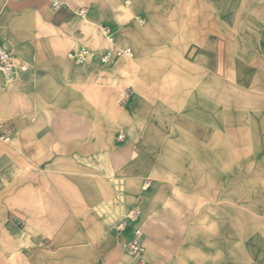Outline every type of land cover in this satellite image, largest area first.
I'll list each match as a JSON object with an SVG mask.
<instances>
[{
	"label": "crops",
	"instance_id": "obj_1",
	"mask_svg": "<svg viewBox=\"0 0 264 264\" xmlns=\"http://www.w3.org/2000/svg\"><path fill=\"white\" fill-rule=\"evenodd\" d=\"M169 1H174L173 4L176 3V0ZM245 1L247 0H240L241 3ZM249 1L257 8L256 12H253L256 21L251 25V28L253 31H262L261 33L264 35V0ZM133 2L137 4L139 0ZM2 3L0 0L2 9L0 13V43L12 54L14 52L15 58L20 56L25 59L29 70L26 73H18V77L16 76L19 78L17 84L10 89H4L5 80L0 74V117L6 121L1 124L0 138H8L6 136L13 135L15 144L12 150L16 181L47 182L33 185L30 183L25 185L24 189L22 186L20 188V197L23 196V192L29 191L31 193L33 188H36L38 192L46 191L43 209L37 210L38 213L42 212L43 214L40 215L39 221L45 220L46 229L53 228V222H58L59 228H70L71 218L78 213L81 221L77 227L83 230L89 226L87 216L92 213L95 222L93 227H98V231L106 237L105 243L112 246L113 239H111L110 228L125 213L126 205L121 203L117 206L116 198H114L117 196L115 191L106 182H103L104 180L98 179L97 183L94 184V199L89 204L90 207H93V211H85L84 207L87 205L85 180L87 158H96L101 161L112 160V162L117 160L119 150L115 138L119 128L124 130V134L120 138L122 141L125 140L122 148L131 154L134 149L161 148L160 143L163 144L164 134L172 133L175 143L181 146L188 144L189 147L204 153L201 156L198 152L195 161L190 162V165L196 167L185 168L182 166L179 169V174H177L179 176L177 180L192 182L191 184L195 182L193 193L196 196L205 197L211 202H214V197H216V204L206 206L202 210V214H204L202 217L191 216L193 210L189 208V213L187 208L179 207L182 213L184 211L189 213V234L186 229H182L180 232L174 229V235L167 237V227L170 228L171 222H173L174 228H176L181 217L167 214L161 205H158L156 209H154L155 207L150 209L155 203L152 200L155 201L156 197H160L161 191H157L154 198H151L150 194L144 195L139 209L143 213L142 229L146 249L145 260L148 264H153L152 262L165 264L164 249L169 243L172 246V252L174 254L179 253V260L186 259L180 253L183 250L182 246L189 245L188 254L190 257L187 259L193 264H246V261L250 262L248 264H264V215L262 206L258 205L261 204L263 194L262 184L256 183L261 181L260 174L257 172L253 178L255 181L253 184V205L228 203L231 193L230 182L237 180L235 185L239 188L240 182L246 180L242 174H239L238 177L229 172V164L236 163L239 159L237 157L231 160L228 156L229 150L264 148L263 60L244 62L240 66L244 72L246 70L250 72V69H254L253 83L255 87L249 88V90L254 91V94L244 92L241 94L243 95L242 98H237V100L244 102L253 101L252 104L246 103L244 105L245 109L248 106H252L253 109L249 113L244 112L245 115H238L240 117L238 124L214 125V116L217 113L214 110L211 97H206L207 94L204 96V93H191L189 100L192 103L187 111L190 119H182L181 116L178 118L177 113L182 109L176 108L174 110L175 122L171 127L167 122V117L172 115L171 110H166L164 107L167 94H159V100L163 103H159L157 108H144L143 106L134 108L132 105L131 108L119 111L114 107L116 97L114 88L102 92L101 87L102 85L116 86L118 84L116 76H94L95 68L92 65L75 66L65 59V53L72 40L76 41L77 39L86 42V36L80 29L75 34L69 35L68 30L71 26L66 29L59 28L53 30L52 39L37 40L35 38L37 32L33 31L31 26H25L24 22H19L21 16L14 10L16 4L4 5ZM68 3L71 5L88 3L92 6H98L100 9L101 4H108L112 6L109 7L108 18L104 16L102 10L98 12L96 8L93 18L96 21L105 18L112 27L117 26V10L113 6L117 3L121 5V0H110L109 2H103V0H68ZM38 5L41 9L47 10L45 5L41 3ZM230 14H237L235 8L230 10ZM66 22L68 21H64L63 24ZM69 25H74V23ZM130 31L133 32V28H126L124 35ZM106 41L108 42L107 39ZM125 41L135 47L137 54L146 53L153 46L136 39L128 40L125 38ZM110 45L107 46L104 54L108 51L117 50L115 45ZM82 47L80 45L77 49ZM260 47L264 54V44L262 47V43H260ZM120 59L122 58L115 59L109 64L102 63L101 59L98 61L103 66H114ZM244 80L243 82L246 83L245 77ZM207 83H209L208 80L206 85ZM222 83L224 84V82ZM239 108L236 109L237 112L243 111L241 105ZM219 111L222 115V108ZM231 132L237 134L234 142H231ZM153 133L163 135L155 137ZM232 137L235 136L232 135ZM112 140H114L113 143ZM152 142L155 144H151ZM163 147L166 146L163 145ZM7 148L0 144V164L5 162ZM214 149L222 151V157L217 162L213 156ZM255 159H257V162H254L255 165L263 163L262 157ZM97 162L99 163V161ZM216 163L222 165L221 172H214ZM27 164L47 166L51 172H39L35 175L31 174L29 177L21 174L18 178V167L22 169ZM70 168H76L77 173H64ZM137 168L138 166L136 168L133 166L129 170L132 172ZM186 188L183 185L179 190L182 196L189 195L185 192ZM138 191L139 186L136 183L128 188L129 202L135 200ZM17 192L15 189L16 194ZM236 195L237 197L244 196V192L241 194L238 190ZM58 197H62V201ZM54 198L58 199L55 200ZM66 203L70 208L77 209V211L71 210L69 207L68 209L65 208ZM80 208L81 210H79ZM195 212L198 213L199 211L195 210ZM46 213H59L60 215L47 216ZM32 218L38 220L39 215ZM186 227L188 228V226ZM31 229L30 225L22 229L15 237V241L17 243L27 242ZM129 232L122 236L116 232V238L124 244L129 237ZM63 242L65 241L61 243ZM200 244L207 247L213 246L212 251L207 252L206 256L202 255L204 253L199 252L198 248L194 247ZM4 247L5 239L0 237V264H7ZM124 254L126 255L125 252ZM128 259L131 264H134L133 259L130 257ZM36 260H31L30 264H34L33 261ZM12 264H22V256H15Z\"/></svg>",
	"mask_w": 264,
	"mask_h": 264
},
{
	"label": "rangeland",
	"instance_id": "obj_2",
	"mask_svg": "<svg viewBox=\"0 0 264 264\" xmlns=\"http://www.w3.org/2000/svg\"><path fill=\"white\" fill-rule=\"evenodd\" d=\"M109 1L103 0V2ZM133 1L121 0V5L117 3L113 6L117 10V26L115 27H112L105 18L101 21H96L93 18L95 8L98 12L102 10L104 16L108 18L109 7H112L108 4H101L100 9L98 6L88 3L71 5L68 0H63L65 5L57 13L52 10L47 0H2V4H16L14 10L21 16L19 22H24L25 26H31L33 31L37 32L35 37L37 40L52 39L53 30L59 28L66 29L71 26L68 30L69 35L75 34L80 29L86 36V42L77 39L76 41L70 40L65 59L75 66L92 65L95 68L94 76H116L118 81L116 86L102 85L101 87L102 92L114 88L116 93L114 107L119 111L131 108L132 105L134 108L142 106L157 108L159 103H163L159 100V94L165 93L168 97L164 107L166 110H171L172 114L167 117V122L172 127L175 122L174 110L181 108L182 110L177 113L178 118L181 116L182 119H190L189 112H187L192 103L189 100L190 94L204 93V96L207 94L206 97H211L214 110L217 113L214 116V125L238 124V119H240L238 115H245L244 112L249 113L253 109L252 106L245 109L244 105L252 104L253 101L244 102L237 98H242L241 94L244 92L254 94V91L249 88L255 87L253 83L254 69L244 72L240 66L244 62L259 60L264 62V54L260 47V43L263 47L264 35L261 33L262 31H253L251 28V25L256 21L253 12H256L257 8L249 0L242 3L240 0H176L175 4H173L174 1L170 2L169 0L168 2H166L167 0H139L137 4H134ZM39 3L45 5L47 10L38 7ZM82 7L87 10L85 20H81L77 15ZM234 8L237 14L231 15L230 10ZM1 10L0 7V13ZM64 21L68 22L63 24ZM73 23L74 25H69ZM102 25L112 33L113 42L111 44L115 45L117 50L125 47L131 48L133 55L120 59L114 66L101 65L98 61L101 59V54H104L107 46H111L103 35ZM126 28H133V32L130 31L124 35ZM125 38L147 42L153 46L146 53L137 54L135 47L127 43ZM80 45L91 52V57L84 64L75 62L69 56L70 52ZM8 48L10 49V47ZM15 60L17 65L28 64L20 56H17ZM31 68L33 69L32 65ZM17 77L11 84L4 83V89L15 86L19 79ZM244 77L246 83L243 82L245 81ZM207 80L209 83L206 85ZM192 81L193 83H191ZM202 82L204 84H201ZM139 98L140 100H138ZM240 105L243 111L237 112L236 109ZM221 108L222 115L219 111ZM5 122L0 117V125ZM123 131L119 128L115 138L119 150L117 160L112 162V160L101 161L96 158H87L85 164L87 184L85 211H93V207H90L89 204L94 199V184L98 179L104 180L103 182H106L115 191L117 196L114 198H116L117 206L121 203L126 205L125 213L110 228L111 239H113L112 246L105 243L106 237L98 231V227H93L95 222L92 213L87 216L89 226L83 230L77 227L81 221L78 213L71 218L70 228H59L58 222H53V228L46 229L45 220L39 221L40 215H43L42 212H37V210L43 209L46 191L38 192L36 188H33L31 193L23 192V196L20 197V188L22 186L24 189L25 185L30 183L33 185L47 182L16 181L12 150L15 144L13 135L6 136L8 141L0 138V144L9 148L5 152V162L0 164L2 180L0 184V237L5 239L4 249L7 264H12L15 256H22V264H30V261L34 259H37L33 261L34 264H131L129 257L124 254L122 242L116 238L115 227L132 209H139L144 195L150 194L151 198H154L157 191H161L162 195H158L160 197H156L155 201L152 200L155 203L152 207L150 206V209L153 207L156 209L158 205H161L167 214L181 217L176 228H174L173 222H171L170 228L167 227V237L174 235V229L179 232L186 229L189 234V208L193 210L191 216L202 217L204 216L202 210L206 206L216 204V197H214V202H211L205 197H199L193 193L195 182L191 184L192 182L177 180L179 177L177 174L182 166L185 168L196 167L190 165V162L195 161L198 152L203 156L204 153H200L201 150L191 148L188 144L181 146L173 141L172 133H165L162 138L163 144L160 143L161 148L134 149L131 154L122 148L123 141H125L120 139L124 134ZM158 135L163 134L153 133L155 137ZM232 135L235 137L233 138ZM230 136L231 142L236 141V133L231 132ZM163 145L166 147L164 148ZM221 155L220 149H214L213 156L216 162L221 159ZM228 156L231 160L239 157L236 163L229 164V172L238 177L239 174H242L246 178L245 181L240 182L239 188L235 185L237 180L230 182L231 193L228 203L253 205V184L255 183L253 178L254 174L257 175L258 172L261 181L256 183L262 184L263 196L261 204H257L262 206L264 215V148L230 149ZM259 157L263 158V163L255 165L254 162H257L255 158ZM133 166L135 168L138 166V168L131 172L129 169ZM141 167L144 169L142 170ZM221 171L222 165L216 163L214 172ZM39 172H51V170L47 166L41 167L36 164H27L22 169L19 167L17 169L18 178L21 174L29 177L31 174L35 175ZM67 172L76 174L77 169L70 168L64 171V173ZM134 183L138 184L139 191L135 200L129 202L130 195L127 191ZM183 185L187 187L185 192L190 196L180 194L179 190ZM15 189L18 191L17 194ZM238 190L241 194L244 192V196L237 197ZM58 198L62 201V197ZM181 206L187 208L189 213L185 211L182 213L179 208ZM68 207L69 205L66 203L65 208L68 209ZM70 209L74 210L72 207ZM195 210L199 212L197 213ZM139 211L141 213L139 224L142 228L143 213L141 209ZM52 214L60 215L59 213H46L47 216ZM38 215V220L32 218ZM62 216H64L63 213ZM186 221L187 223H185ZM29 225L32 227L29 239L27 242L17 243L15 237ZM72 225L73 227H71ZM62 241L65 242L61 243ZM182 247L183 250L180 253L186 258L185 260H179V253L174 254L172 246L167 243L164 249L165 255L163 254L166 258L165 264H193L187 259L190 257L188 254L190 246ZM194 247L198 248L199 252H203L204 256L213 248V246L207 247L204 244ZM248 263L250 262L246 261V264Z\"/></svg>",
	"mask_w": 264,
	"mask_h": 264
},
{
	"label": "built area",
	"instance_id": "obj_3",
	"mask_svg": "<svg viewBox=\"0 0 264 264\" xmlns=\"http://www.w3.org/2000/svg\"><path fill=\"white\" fill-rule=\"evenodd\" d=\"M50 4L52 10L57 13L65 5L63 0H47ZM77 15L81 19H85L87 16V10L81 8ZM102 32L108 42L111 44L113 42V36L108 28L102 26ZM131 49H122L115 51H108L101 57V61L104 64H109L115 59L124 58L132 56ZM69 56L77 63L84 64L91 57V52L85 48H79L70 52ZM29 66L26 63L16 64L15 57L13 54L0 43V74H2L5 83L11 84L17 76L18 72H27ZM1 127V125H0ZM4 140L8 138L3 137ZM1 184V177H0ZM140 211L137 208L132 209L128 215L120 220L115 227L118 235L122 236L127 234L129 231V237L123 244V250L129 257L135 259L134 264H148L145 260V245H144V233L143 229L140 227Z\"/></svg>",
	"mask_w": 264,
	"mask_h": 264
},
{
	"label": "bare ground",
	"instance_id": "obj_4",
	"mask_svg": "<svg viewBox=\"0 0 264 264\" xmlns=\"http://www.w3.org/2000/svg\"><path fill=\"white\" fill-rule=\"evenodd\" d=\"M120 50H122V49H120ZM131 258V257H130ZM131 259H133V258H131ZM134 260V262H135V259H133Z\"/></svg>",
	"mask_w": 264,
	"mask_h": 264
}]
</instances>
